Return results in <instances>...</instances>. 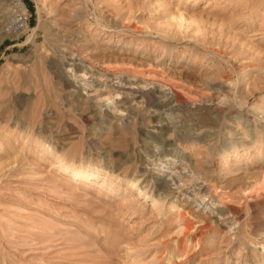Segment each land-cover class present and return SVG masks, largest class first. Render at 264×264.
Returning <instances> with one entry per match:
<instances>
[{
    "label": "rangeland",
    "instance_id": "rangeland-1",
    "mask_svg": "<svg viewBox=\"0 0 264 264\" xmlns=\"http://www.w3.org/2000/svg\"><path fill=\"white\" fill-rule=\"evenodd\" d=\"M26 2L0 32V264H264V0ZM186 165L206 203L155 205Z\"/></svg>",
    "mask_w": 264,
    "mask_h": 264
},
{
    "label": "bare ground",
    "instance_id": "bare-ground-1",
    "mask_svg": "<svg viewBox=\"0 0 264 264\" xmlns=\"http://www.w3.org/2000/svg\"><path fill=\"white\" fill-rule=\"evenodd\" d=\"M6 31L5 30H1L0 32H6ZM3 36H8V31ZM79 68L82 69L81 66H79ZM136 77L137 76H135V75L132 76V77H129L125 81L126 83L123 86H126V88H136L137 86H139L140 82L143 81V79L142 78H138V77L136 78ZM116 78H117V76H116ZM121 83H123V82H121ZM119 86H122V84H120ZM128 86H131V87H128ZM154 87L156 88V86H154ZM158 88H159L160 92L163 94V96L166 97V102H167V103L165 102L166 105H169L173 100L176 99V97L179 96L181 98V96H182V93H181V90H180L181 88L180 89H177L175 91L176 93L173 94L174 93V90L172 88H168L165 83H159V81H158ZM95 91H96V93H98V92H101L102 90H101V88H96ZM101 97H103V96L101 95L100 98ZM110 98H112V97H110ZM107 99H109V98H107ZM196 106L199 107V108H201V109L206 108L204 104H197ZM193 108H195V107H193ZM163 110H166V109H163ZM168 110H170V109H168ZM167 121H169V120H167ZM170 129H171V126H170L169 122L157 121V123L154 126V130L152 131V133H154L153 135H164V134H167L168 132H170ZM67 168H70V167L67 166ZM189 168H190V166L186 165L180 171L176 170L175 172H170V176L165 180V182H167V184H164V186H166V189H164V191L161 192V194L159 195V198H155L154 199V204L155 205L161 206V208H162V205H161V204H163L162 202L164 201V204H165V200H167L168 198H175L176 197L175 194H176V192H178L177 190L179 189V190H182L181 192L184 191V193H187L188 194V197L186 199V201H187L186 203H188V205H191L192 206L188 210V213L193 214V213L198 212V209L202 206L201 204H205L206 203L204 201L205 200L204 199L205 198L204 191L206 190L205 189V186H204L205 184L203 183L204 181L203 182H200V183H195L194 184V187H195L194 190H192L191 192L189 190H186L184 187L187 186V185L192 184V180L194 178V172H193V170L191 168L190 169ZM73 173L76 176H79V175L80 176L81 175L85 176V173H87L86 176L88 177V175H90V174H92L94 172H83V171H81L79 169L73 168ZM262 178L264 180V176L261 177L260 180H262ZM133 184L136 186V183L133 182ZM197 185H199L200 187H198ZM182 188H184V189H182ZM140 193H143V190L140 189ZM144 194L147 196V193H144ZM191 196H193V199L192 200H195V201L190 202ZM200 197H202L203 199L201 198L202 199L201 200ZM200 200H201V202H199ZM176 201H177V199L174 200V202H172L171 204L173 206H175L176 203H177ZM203 202H205V203H203ZM194 203H197V204H194ZM163 209H164V207H163ZM219 213H220L219 216H215V222L217 224H227V223H229L230 220H232V221L235 220V218H233V219L232 218H229V215H228V214H231V216L236 215L235 209H232L231 207L228 209V211H226V210H220ZM203 218L204 217L202 216L201 218H199L200 220H198V221H194L192 219L187 218L183 222V224H181L182 230L178 231V233H180V234L182 233V234H184L186 236L185 237L183 235L184 238L182 240L185 241V240H187V238H189V241H191V242L193 240H195V238H196V236L198 234V231H199V226L200 225L202 226V224L206 221V220H203ZM207 227H208V225H207ZM231 229L232 228H230L229 231H231ZM198 242H199V240H198Z\"/></svg>",
    "mask_w": 264,
    "mask_h": 264
},
{
    "label": "built area",
    "instance_id": "built-area-1",
    "mask_svg": "<svg viewBox=\"0 0 264 264\" xmlns=\"http://www.w3.org/2000/svg\"><path fill=\"white\" fill-rule=\"evenodd\" d=\"M7 23L5 29L9 33L24 32L30 27L33 14L26 0H8Z\"/></svg>",
    "mask_w": 264,
    "mask_h": 264
}]
</instances>
